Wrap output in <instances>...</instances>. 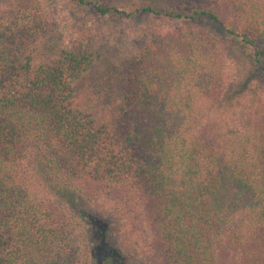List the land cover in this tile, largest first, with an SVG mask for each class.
<instances>
[{
	"label": "trees",
	"instance_id": "1",
	"mask_svg": "<svg viewBox=\"0 0 264 264\" xmlns=\"http://www.w3.org/2000/svg\"><path fill=\"white\" fill-rule=\"evenodd\" d=\"M66 1L105 25L0 3V264H137L111 241L139 221L145 264H264V0ZM120 15L177 24L129 37Z\"/></svg>",
	"mask_w": 264,
	"mask_h": 264
},
{
	"label": "rangeland",
	"instance_id": "2",
	"mask_svg": "<svg viewBox=\"0 0 264 264\" xmlns=\"http://www.w3.org/2000/svg\"><path fill=\"white\" fill-rule=\"evenodd\" d=\"M17 0H0V3L3 5H9L11 3H16ZM46 9L55 14L54 16L58 20L60 26L62 27V31L64 33H73V31L78 32H87L88 30L94 29L91 28L90 25L95 28H101L105 25V20L99 19L96 15H94L88 8L79 5L77 2H71L66 0H40ZM100 2H105L111 5H120L116 0H98ZM205 0H183L185 5L184 10H190L194 7V5L202 3ZM120 8V7H118ZM70 17H75L73 20ZM120 21H114L109 24L108 27L111 29H117L118 31L127 32V36L135 37L137 31L142 29L144 26L152 24L156 26L160 30H169L176 26L177 22L168 17H158L156 19L148 17L137 21L128 20V18H124V16H118ZM123 20V21H122ZM215 32L221 31L219 28L215 27L214 24L210 25ZM125 36L126 33L124 32ZM120 37L114 36L111 40L118 41ZM225 79L227 83V90L234 89L236 86V82L239 80L241 70L239 66L236 64V61L231 56V49L229 47L225 48ZM233 86V88H232ZM258 94V95H257ZM253 94V96H257V98L261 99L264 102V87L260 86L258 89V93ZM250 92H248L247 97L244 98V102H249ZM237 113L241 112L238 108L235 109ZM41 193L44 191L37 187ZM83 197V196H81ZM84 206L88 208V213L92 214L93 219H95V224L101 225L102 228L106 229L111 224L116 221V216L118 214L115 213L114 205L111 202L105 201L104 199L98 200L97 202H89L84 198H81ZM82 204V203H81ZM138 224V225H137ZM125 229V228H124ZM149 227L147 223L137 222L135 225H129L124 230L123 234H119L116 239H112L111 243L117 245L119 249L122 251L124 258L128 260H134L137 264H145L144 257L148 253L149 247L147 245V240L149 239ZM96 238V237H95ZM128 246V247H127ZM134 256L132 258L131 254ZM122 256V255H121Z\"/></svg>",
	"mask_w": 264,
	"mask_h": 264
}]
</instances>
